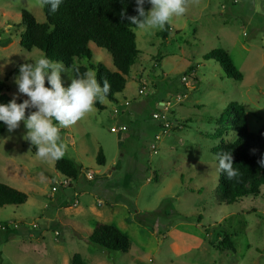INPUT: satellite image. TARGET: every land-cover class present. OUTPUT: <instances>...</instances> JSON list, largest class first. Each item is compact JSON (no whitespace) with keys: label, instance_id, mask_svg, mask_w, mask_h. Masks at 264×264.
<instances>
[{"label":"rangeland","instance_id":"374dc122","mask_svg":"<svg viewBox=\"0 0 264 264\" xmlns=\"http://www.w3.org/2000/svg\"><path fill=\"white\" fill-rule=\"evenodd\" d=\"M22 9L45 20L39 0H0V80L7 77L9 95L27 99L9 73L43 53L18 45ZM166 26V39L159 29L135 27L140 53L116 102L98 100L102 109L94 105L93 112L60 130L64 157L84 166L71 187L57 184L55 160L37 157L36 146L24 139L23 121L12 132L5 126L0 182L26 188L29 198L0 207V264H64L70 251L87 264H264V186L259 196L219 204L218 165L210 151L236 137L230 118L218 122L232 101L243 105L249 131L258 133L264 125V0H189L185 14ZM216 48L229 53L241 80L203 59ZM91 51L90 61L76 63L101 62L115 70L107 51L94 44ZM72 78L71 69L61 72L65 87ZM143 85L146 94H139ZM161 100L169 101L167 109L158 107ZM163 114L171 127L162 126ZM100 146L107 167H115L112 175L96 163ZM86 171L93 179L85 178ZM98 221L128 236L127 252L88 241ZM218 229L230 234L235 252L209 243L208 233L215 237Z\"/></svg>","mask_w":264,"mask_h":264},{"label":"trees","instance_id":"16d2710c","mask_svg":"<svg viewBox=\"0 0 264 264\" xmlns=\"http://www.w3.org/2000/svg\"><path fill=\"white\" fill-rule=\"evenodd\" d=\"M42 8L45 16L43 22H38L28 10H21L19 25L23 31L19 35L18 45L26 50L36 48L49 59L62 62L65 68L72 70L74 78L77 75L74 69H78L81 75L88 71V67L95 70L101 85L105 78L109 81L111 89L106 99L115 102L116 94L122 92L125 87V76L140 53L136 47L134 31L137 26L131 24L126 18L137 15L135 0H63L55 13L50 12L48 6ZM144 8L145 11L150 8L147 0ZM121 10L126 13L124 19L121 18ZM168 30L169 28L165 26L160 31L163 39H166ZM92 44L110 54L115 70L108 69L101 62L91 63L88 66L76 63V60L81 58L90 61ZM203 59L219 63L227 77L236 80L243 78L225 49H213L205 54ZM21 63L10 71L9 76L19 75ZM6 82L7 77L0 80V103H7L13 96L5 91ZM46 86H48L47 83ZM22 100L23 98L18 97L17 102ZM95 105L99 109L103 108L99 101ZM28 111L26 110V116ZM225 116L230 118L236 137L231 142L220 140L219 144L210 151L215 157L221 150H231L233 154V167L239 170L240 176L237 179L228 180L224 173H220L216 186V201L219 204H233L244 197L261 194L264 186V167H260L258 161L264 155V125L258 133L249 131L245 109L242 104L234 101L226 105L218 122L221 123ZM5 126L3 122H0V135L4 132ZM216 162L218 165L217 159ZM96 163L100 166L105 163L100 149L96 155ZM54 167L70 181H75L79 170L82 169L81 165L68 157L55 160ZM27 199L25 192L0 182V207L20 205ZM213 233L215 237H211L208 233L211 245L215 246L218 241L222 249L235 252L234 243L227 231L218 229ZM87 239L103 249L127 252L130 247L128 236L116 226L101 221L95 223ZM70 264L87 263L79 252H73Z\"/></svg>","mask_w":264,"mask_h":264},{"label":"clouds","instance_id":"9594fccd","mask_svg":"<svg viewBox=\"0 0 264 264\" xmlns=\"http://www.w3.org/2000/svg\"><path fill=\"white\" fill-rule=\"evenodd\" d=\"M62 2L39 0L40 7L48 6L52 13L58 11ZM145 2L135 0L137 15L126 17L125 11L121 10V18L126 17L140 29L163 30L173 17L184 15L189 4V0H147L151 8L145 11ZM74 70L77 72L76 77L65 87L61 79V72L65 71L62 62L53 61L44 54L34 62L25 61L19 65V75L14 78V82L18 93L27 99L18 103V96L13 94L7 103H0V122L12 132L23 121L27 130L24 139L36 146V155L41 160H59L64 157L67 145L61 140L60 130L75 125L93 112L95 103L98 100L102 102L111 89L106 78L101 85L95 70H88L82 75L78 69ZM26 110H29L27 116ZM216 159L218 175L224 173L228 180L240 176L239 170L233 167L231 150L217 152ZM258 164L264 167V155Z\"/></svg>","mask_w":264,"mask_h":264},{"label":"built area","instance_id":"2783aa9c","mask_svg":"<svg viewBox=\"0 0 264 264\" xmlns=\"http://www.w3.org/2000/svg\"><path fill=\"white\" fill-rule=\"evenodd\" d=\"M182 80L185 82V84L187 83V78H186V77H183ZM145 89H146V88H145L144 85L141 86V87L138 89V93H139V94H146ZM125 104H128V101H125ZM165 109H167V108H165ZM153 117L158 119V118H160V115L157 114V113H155V114L153 115ZM161 118L163 119V125H162V126H163L164 128H169V127H171V123L167 120V117H166L165 114L161 115ZM118 130H119V131H124V130H126V127H125V126H119V127H118ZM157 138H158V136H157ZM84 176H85V178H87L88 180L93 179V174H92L91 172H89V171H86L85 174H84ZM56 181H57V184H58L59 186H61V187H68V186L70 185V180H69L67 177L63 176V175H61V179H57ZM52 189L54 190L55 187H53Z\"/></svg>","mask_w":264,"mask_h":264},{"label":"crops","instance_id":"0c3cea01","mask_svg":"<svg viewBox=\"0 0 264 264\" xmlns=\"http://www.w3.org/2000/svg\"><path fill=\"white\" fill-rule=\"evenodd\" d=\"M116 102V101H115ZM168 104H169V101H163V100H161L159 103H158V107L159 108H167V106H168ZM99 149L102 151V153H103V156H104V159H105V163H104V165H102V166H100V167H102V168H104L103 169V171H105V172H107V175H112L113 174V171L115 170V167L114 166H108L107 167V158H106V154H105V152L103 151V149H102V147L100 146L99 147ZM115 159H113L112 161H111V163L112 164H115ZM79 164L80 165H82V163L79 161ZM115 165H117V163L115 164ZM54 166H55V163H54ZM82 170H84V166L82 165ZM96 171L98 172L99 171V169H96ZM14 186H16V185H14ZM72 186V184H71V181H70V185L68 186V187H71ZM93 188H97V187H93ZM16 189H19V190H21V191H23V192H27V189L26 188H20V187H18V186H16ZM89 194H93V193H91V192H89ZM28 196V195H27ZM28 198H29V196H28ZM100 203V202H99ZM115 205V204H114ZM117 205V204H116ZM103 211H104V209H103ZM107 212H110V211H108V210H105V213H107ZM92 230V229H91ZM91 232V231H90ZM59 247H61V246H59ZM62 249V248H61ZM71 255H72V252L70 251V253H67V254H65V256H64V264H66L67 263V260H70V257H71Z\"/></svg>","mask_w":264,"mask_h":264}]
</instances>
